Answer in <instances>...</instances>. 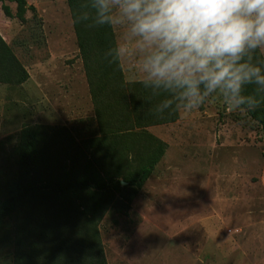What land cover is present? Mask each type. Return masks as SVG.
<instances>
[{
  "label": "rangeland",
  "instance_id": "374dc122",
  "mask_svg": "<svg viewBox=\"0 0 264 264\" xmlns=\"http://www.w3.org/2000/svg\"><path fill=\"white\" fill-rule=\"evenodd\" d=\"M27 2L36 13L27 9L25 21L14 1L5 0L13 17L0 4V36L30 76L0 82V180L16 171L27 126L67 127L77 142L98 135L67 0ZM113 29L124 43L126 26ZM120 61L126 81L143 79L140 57ZM147 130L168 148L127 208L117 194L99 196L105 207L90 221L79 200L42 194L0 227V264H93L100 253L106 264H264L261 125L213 93Z\"/></svg>",
  "mask_w": 264,
  "mask_h": 264
},
{
  "label": "trees",
  "instance_id": "16d2710c",
  "mask_svg": "<svg viewBox=\"0 0 264 264\" xmlns=\"http://www.w3.org/2000/svg\"><path fill=\"white\" fill-rule=\"evenodd\" d=\"M10 1L17 4L16 16L21 21H25L27 9L36 13V7L27 0ZM67 3L94 105L98 135L91 134L77 142L67 127H25L20 133L16 171L11 178L0 180V227L42 194L56 197L60 200L58 204L79 200L86 216L95 215L105 207L98 201L99 196L117 194L121 207L127 208L168 148L165 141L147 128L172 123L180 117V108L175 104L162 114L155 111V106L168 98L167 93L154 94L140 81L125 80L121 61L113 55L117 45L114 29L94 24L90 0H67ZM0 4L5 15L13 17L5 0H0ZM77 15H86L88 20L77 23ZM245 59L264 69L260 49L247 54ZM29 77L27 69L0 36V82L21 85ZM244 91L262 101L255 111L247 114L264 130V91L257 92L254 85L246 86ZM87 217L93 221L92 216ZM93 264H106L103 254Z\"/></svg>",
  "mask_w": 264,
  "mask_h": 264
},
{
  "label": "clouds",
  "instance_id": "9594fccd",
  "mask_svg": "<svg viewBox=\"0 0 264 264\" xmlns=\"http://www.w3.org/2000/svg\"><path fill=\"white\" fill-rule=\"evenodd\" d=\"M94 24L126 26L124 43L113 55L141 58L143 87L168 98L158 114L173 105L198 110L219 93L233 110L255 111L261 100L245 94L248 85L264 91V69L247 54L264 48V0H90ZM77 23L88 16L77 15ZM131 45H134L132 47Z\"/></svg>",
  "mask_w": 264,
  "mask_h": 264
},
{
  "label": "water",
  "instance_id": "95a60500",
  "mask_svg": "<svg viewBox=\"0 0 264 264\" xmlns=\"http://www.w3.org/2000/svg\"><path fill=\"white\" fill-rule=\"evenodd\" d=\"M126 182H123V184H125Z\"/></svg>",
  "mask_w": 264,
  "mask_h": 264
}]
</instances>
